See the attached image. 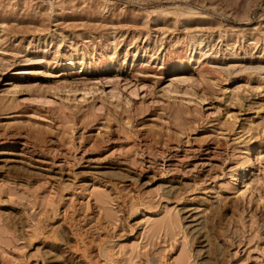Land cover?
<instances>
[{
	"label": "rangeland",
	"instance_id": "obj_1",
	"mask_svg": "<svg viewBox=\"0 0 264 264\" xmlns=\"http://www.w3.org/2000/svg\"><path fill=\"white\" fill-rule=\"evenodd\" d=\"M0 264H264V0H0Z\"/></svg>",
	"mask_w": 264,
	"mask_h": 264
}]
</instances>
